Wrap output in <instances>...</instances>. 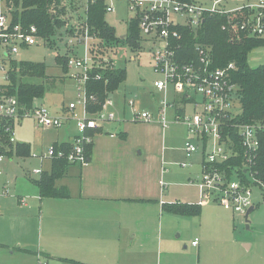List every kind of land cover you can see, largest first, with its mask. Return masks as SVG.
Returning a JSON list of instances; mask_svg holds the SVG:
<instances>
[{
  "label": "built area",
  "instance_id": "2783aa9c",
  "mask_svg": "<svg viewBox=\"0 0 264 264\" xmlns=\"http://www.w3.org/2000/svg\"><path fill=\"white\" fill-rule=\"evenodd\" d=\"M95 1L104 2L106 13L115 11V2H124L128 11L134 14L133 19L138 20L140 39L151 46L152 71L158 76L153 87L162 95L157 104V118L148 110L137 109L134 100L125 99L128 121L148 124L156 120L162 129L172 124L184 126L190 138L185 145L186 156L199 150L203 156L200 173L189 181V185L198 189V205L215 203L228 207L234 215L245 218L247 210L254 207L251 200L253 188L260 189L263 199L264 185L254 178L250 170L253 153L259 146L262 127L237 122L239 111L236 110V87L227 73V69L232 66L229 65L227 69L213 68L209 49L197 44L192 51L193 59H184L179 29L195 32L206 15L229 14L248 9L256 15L242 23L239 29L248 31L252 36L262 37L264 0H255V3L245 0L244 5L235 9H226L222 5H227L231 0H213L209 5L177 0H74L81 19L79 22H70L66 16L69 24L62 31V38L66 40L65 77L76 82L78 100L64 107L60 113L39 105L40 99L34 100L30 107L21 106L15 96L7 93L11 74L19 71L21 62L16 57L21 48L46 45V42L38 36L36 27L12 23L9 11L5 5H1L0 0V123L4 122L1 128L8 145L18 144L15 126L24 120H31L35 126L50 130L60 129L76 119L77 133L71 142L70 152L64 157L70 165H83L88 160L85 148L93 144V136L87 134V131H95L103 123L119 121L111 98L101 104L97 113L91 114L87 110L89 101H94L87 94L86 82L94 67L95 59L91 52L92 43L97 39L90 34L85 23V8L88 2ZM66 9L69 11V7ZM69 29L70 34L67 33ZM76 48L81 49V55L76 52ZM103 66L116 67L108 61ZM169 93H172L173 99L168 100ZM177 103L184 106L181 108L182 113H174L169 119L168 112L174 111ZM78 105L84 106L82 118L74 113ZM239 149L243 150L242 166L230 168L227 164L237 158ZM7 152V147L0 152V163L11 158ZM55 155L60 158L64 154L55 152L50 146L45 153L32 157L40 161H51ZM181 166L187 167L188 164ZM239 170H243V177ZM33 173L41 174V170H33ZM23 202L21 200L22 204ZM196 244V240L192 242L193 246Z\"/></svg>",
  "mask_w": 264,
  "mask_h": 264
},
{
  "label": "rangeland",
  "instance_id": "374dc122",
  "mask_svg": "<svg viewBox=\"0 0 264 264\" xmlns=\"http://www.w3.org/2000/svg\"><path fill=\"white\" fill-rule=\"evenodd\" d=\"M195 1L210 4L206 0ZM250 3H255V0H250ZM1 5H4L2 0ZM114 5L115 11L106 13L104 19L114 29L116 37L121 38L127 34L134 14L128 11L122 1L115 2ZM222 5L226 9H235L242 6V1L231 0L227 5ZM78 19H81L79 13ZM74 21L76 19L73 17L70 22ZM62 31L61 29L56 35L60 36ZM60 38L55 39L54 46L39 44L21 48L16 57L18 62H32L46 66L45 77L36 80V83L42 84L45 88L38 104L51 111L66 108L78 100L76 82L65 77L67 72L63 71L55 60L56 57L66 55V40ZM138 43L137 47L125 45L118 40L115 43L94 40L92 43L94 65L103 66L108 61L125 70V80L120 88L122 94L115 93L110 96L115 112H118V107L120 111L125 99L134 100L137 109L148 111H154L158 101L162 99V95L153 87V82L158 76L152 71L151 46L141 39ZM247 62L250 68L264 65V45L252 49L248 54ZM172 96V93H169L168 100ZM190 110L191 107L188 111ZM236 110L239 111L237 105ZM83 111L84 106L78 105L74 113L78 118H82ZM170 113L171 111L168 112V118ZM133 124H136L135 127L141 126V123ZM183 127L169 125L164 129L167 139L162 142L165 153L163 163L168 167L171 175L167 180L168 191L171 199L198 204L200 203L198 189L189 186L187 180L182 178V175L187 177L190 172L179 166L180 162L185 161L183 151L187 141L190 140L186 128ZM15 132L18 142L30 145V155H40L50 148L52 142L67 140L68 134L72 136L77 133L76 119L60 129L50 130L35 126L31 120H24L20 126L15 127ZM197 161L193 159L191 163L195 164ZM49 167L48 159L41 162L34 157L20 159L14 156L10 162L5 160L0 163V240L12 243L20 239L26 244L25 246L38 253L56 258L74 259L65 255V248L57 244L56 240L50 239V234L55 229L49 224V218L45 215L43 222H40L38 190L31 181L37 175L32 174L31 171L36 169L48 171ZM194 169L196 170L195 166ZM18 196L26 198L28 206H23ZM43 200L52 201L49 198ZM251 200L255 209L247 217L248 229L245 228V218L232 215L228 207L213 203L206 204L202 207L200 217L197 218L169 216L170 227L164 230L160 244L155 245L151 253L140 254L142 251L138 249L118 250L116 255L111 254L110 258L113 261L111 264H264V200L260 189L256 187L252 189ZM195 238L200 243V250L190 246ZM202 240L205 242L202 243ZM106 257H109L107 252ZM44 262L63 264L54 258L44 260V257H40L39 264Z\"/></svg>",
  "mask_w": 264,
  "mask_h": 264
},
{
  "label": "crops",
  "instance_id": "0c3cea01",
  "mask_svg": "<svg viewBox=\"0 0 264 264\" xmlns=\"http://www.w3.org/2000/svg\"><path fill=\"white\" fill-rule=\"evenodd\" d=\"M240 1L242 5L246 3L245 0ZM76 52L81 53V49L76 48ZM117 94L121 95L122 92ZM183 107L177 103L169 118L174 113H182ZM63 108L52 112L60 113ZM157 108L156 105V109L150 111L155 118ZM116 113L119 121L103 123L94 131L93 144L85 164H71L63 178L56 182L57 187L64 186L68 189L69 198H49L52 201L44 202L38 192L40 222H43L45 215L49 218V224L55 229L50 234V239L56 240L57 244L65 248L66 256L77 260L38 253L25 246L22 240L16 239L12 243L0 240V264H39L40 257H44V260L54 258L63 264H111L113 261L110 256L112 253L116 255L118 250L138 249L142 251L140 254H149L155 245L160 244L164 230L169 229V216H176L164 212L163 206L174 203L197 204L180 202L170 197L167 180L171 175L163 163L165 153L162 148L167 134L160 124L155 120L135 127L136 124L128 121L129 114L124 105L120 111L118 107ZM75 134H68L67 140L52 142L50 146L70 144ZM184 153L185 149V161L180 162L179 166L190 172L187 177L182 175L189 185V181L201 171L203 156L200 150L189 157ZM14 156L15 154L12 157ZM12 157L7 160L10 162ZM31 157L32 154L27 158ZM193 159H197V163H191ZM49 164L51 166L50 161ZM181 164L188 166L182 167ZM49 171L50 167L48 171L41 170V173ZM31 172L34 174L33 170ZM35 175L37 176L32 178V183L40 174ZM33 185L35 186L34 183ZM35 188L38 190L36 186ZM18 197L20 203L24 200L21 203L23 206H28L26 198ZM203 206L200 205V215ZM230 212L234 215L231 210ZM195 240L197 244L193 246L192 242ZM199 245L197 238L190 243L192 248L200 250ZM106 252L109 257H106Z\"/></svg>",
  "mask_w": 264,
  "mask_h": 264
},
{
  "label": "trees",
  "instance_id": "16d2710c",
  "mask_svg": "<svg viewBox=\"0 0 264 264\" xmlns=\"http://www.w3.org/2000/svg\"><path fill=\"white\" fill-rule=\"evenodd\" d=\"M10 13L12 23H20L24 26H34L47 46H54L55 39L62 37L56 35L61 29L64 31L69 19L78 21L77 7L74 0H2ZM185 3H198L195 0H177ZM211 2L213 0H206ZM203 4V3H200ZM206 5V4H205ZM66 7H69L67 11ZM85 23L91 35L104 43L124 42L125 45L137 47L140 41L138 20L132 19L127 34L117 38L114 29L109 26L104 16L105 4L103 1L88 2L85 8ZM256 15L254 11L241 9L229 14H212L204 17L203 23L195 31L179 29L182 37V53L184 59H193L194 46L201 45L209 49L211 66L213 68L227 69L230 81L236 87V101L239 108L237 122L243 124H254L262 127L259 137L260 142L253 153L251 171L255 179L264 185V65L257 68H250L247 62L249 52L261 45H264V35L256 37L248 31L239 29L242 23ZM68 16L69 19H66ZM78 19V20H77ZM264 20V19H263ZM72 29V28H71ZM71 30L67 32L70 34ZM58 36V37H57ZM57 64L63 71H66L65 57H56ZM46 66L32 62H21L19 71L11 74L10 85L7 93L15 96L19 104L30 107L34 100L41 99L44 87L36 80L45 77ZM125 80V70L119 67L94 65L89 72L86 82L88 96L94 98L88 103L87 110L91 114L97 113L101 104L112 94L120 92ZM54 81L51 82L53 84ZM0 123V152L7 147L6 153L9 157L14 154L20 158H27L30 155V146L18 143L15 146L8 145L2 124ZM94 131H87L93 135ZM55 152H62L63 157L56 155L51 159L49 172H42L33 181L38 188L41 199H67L69 191L66 187H57L55 184L65 175L70 164L64 157L71 150V143L52 145ZM90 147L85 148L87 155L90 154ZM243 150L239 149L237 158L232 159L227 165L230 168L242 166ZM228 167V169H229ZM243 177V170L238 171ZM264 200V189L262 190ZM200 205L174 203L164 205L163 210L169 214L181 217H196L200 215Z\"/></svg>",
  "mask_w": 264,
  "mask_h": 264
},
{
  "label": "water",
  "instance_id": "95a60500",
  "mask_svg": "<svg viewBox=\"0 0 264 264\" xmlns=\"http://www.w3.org/2000/svg\"><path fill=\"white\" fill-rule=\"evenodd\" d=\"M254 207H250L247 212H246V215H245V222H246V225H245V228L248 229V223H247V217L249 215V213H251L253 211Z\"/></svg>",
  "mask_w": 264,
  "mask_h": 264
}]
</instances>
